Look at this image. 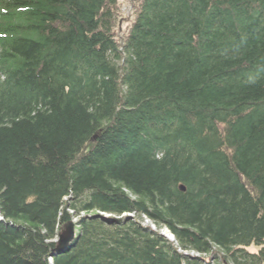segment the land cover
Here are the masks:
<instances>
[{
  "label": "trees",
  "instance_id": "16d2710c",
  "mask_svg": "<svg viewBox=\"0 0 264 264\" xmlns=\"http://www.w3.org/2000/svg\"><path fill=\"white\" fill-rule=\"evenodd\" d=\"M116 2L0 0V264H264V0Z\"/></svg>",
  "mask_w": 264,
  "mask_h": 264
},
{
  "label": "rangeland",
  "instance_id": "374dc122",
  "mask_svg": "<svg viewBox=\"0 0 264 264\" xmlns=\"http://www.w3.org/2000/svg\"><path fill=\"white\" fill-rule=\"evenodd\" d=\"M141 0H117L116 8L114 10L115 14V34L116 37L120 40L125 38L129 28L131 27L133 21L136 18V13L140 5ZM74 223H77V220H74ZM143 226L150 227L151 229H157L153 224L147 220L143 221ZM158 231V230H157ZM164 236L168 235V232L165 229L159 230ZM168 237V236H167ZM249 250L255 251V247H251ZM190 254V253H189ZM205 258H210L205 256Z\"/></svg>",
  "mask_w": 264,
  "mask_h": 264
},
{
  "label": "water",
  "instance_id": "95a60500",
  "mask_svg": "<svg viewBox=\"0 0 264 264\" xmlns=\"http://www.w3.org/2000/svg\"><path fill=\"white\" fill-rule=\"evenodd\" d=\"M95 139L96 137H94L93 140ZM73 238H74V225L70 224L68 230L63 231L59 236L54 252L63 251L65 248H67V246L73 240Z\"/></svg>",
  "mask_w": 264,
  "mask_h": 264
}]
</instances>
